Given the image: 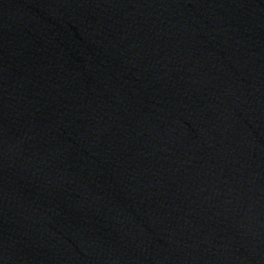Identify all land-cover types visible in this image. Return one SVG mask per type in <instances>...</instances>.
Masks as SVG:
<instances>
[{"label":"water","instance_id":"95a60500","mask_svg":"<svg viewBox=\"0 0 264 264\" xmlns=\"http://www.w3.org/2000/svg\"><path fill=\"white\" fill-rule=\"evenodd\" d=\"M0 264H264V0H0Z\"/></svg>","mask_w":264,"mask_h":264}]
</instances>
